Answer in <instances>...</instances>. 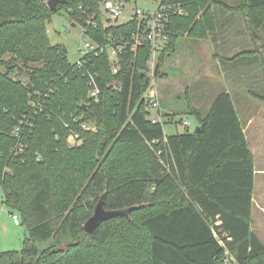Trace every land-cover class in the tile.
I'll return each mask as SVG.
<instances>
[{
    "label": "trees",
    "instance_id": "trees-1",
    "mask_svg": "<svg viewBox=\"0 0 264 264\" xmlns=\"http://www.w3.org/2000/svg\"><path fill=\"white\" fill-rule=\"evenodd\" d=\"M105 1L67 0L53 12L47 0H0V187L29 234L23 250H0V264H264V242L252 230L255 162L231 95L218 96L206 116L189 111L198 131L166 136L145 98L152 46L133 51L137 16L105 25ZM228 1L160 0L183 14L168 15L169 44L156 76L179 38L217 32L218 9L259 34L252 39L264 59V0ZM61 10L84 24L91 19L96 26L83 28L106 49L87 57L84 69L70 63L65 46L49 42L47 24ZM113 43H128L117 61L107 51ZM87 71L96 74L98 102L89 99ZM32 101L55 114L30 119ZM88 120L96 131L81 128ZM73 132L82 143L72 148ZM101 200L105 210L125 214L89 234L85 224Z\"/></svg>",
    "mask_w": 264,
    "mask_h": 264
},
{
    "label": "rangeland",
    "instance_id": "rangeland-1",
    "mask_svg": "<svg viewBox=\"0 0 264 264\" xmlns=\"http://www.w3.org/2000/svg\"><path fill=\"white\" fill-rule=\"evenodd\" d=\"M159 2L160 0L124 1L126 12L118 19V23L129 21L136 9L144 12H157ZM227 3L235 5V0H229ZM99 6L103 23L106 25L110 16L104 10V3ZM218 10L220 23H228L220 35L223 40L227 37L229 39L227 50L222 48L224 46L216 47L211 40H192L188 37H181L178 40L176 52L165 55L162 66L159 68L160 74L155 75L158 59L150 68L152 82L145 95L146 103L149 104L150 118L160 121L164 127V134H181L186 129L191 133L194 132L199 122L198 118L189 114V111L197 109L203 116H206L212 108L213 101L227 92L231 95L243 124L247 123L250 117H257L253 111L258 110L262 104L259 100L256 101L252 94L264 96V81L244 82L243 78L240 79V70L236 72V77L232 75V69L240 63L229 62L230 64L222 65V67L218 63L222 64V60L232 58L241 51L247 50V43L252 44L251 38L254 34L247 28L243 29L244 23L241 17L228 10ZM67 11L61 10L55 14L46 29L50 44L65 46L70 63L75 64L79 60L78 47L81 44L85 29L83 27L86 22L84 24L80 20L72 19ZM216 54L220 56L218 62H215ZM152 99L159 104L157 109L151 106ZM258 117L263 118L262 114H258ZM185 122L188 125H185ZM261 126L262 124L259 125V133H256L255 137L250 136L258 172L261 169L264 170L263 127ZM87 127L91 131L97 130L96 123L91 120H88ZM258 175L255 177L253 225L254 232L264 242V208H262L264 206V175ZM3 194V189L0 187V250L4 252L21 251L26 247L25 242L29 234L26 227L22 225L21 216L4 204ZM13 213L19 216L20 225L15 224L10 216ZM49 244V241H45L37 246L43 251Z\"/></svg>",
    "mask_w": 264,
    "mask_h": 264
},
{
    "label": "built area",
    "instance_id": "built-area-1",
    "mask_svg": "<svg viewBox=\"0 0 264 264\" xmlns=\"http://www.w3.org/2000/svg\"><path fill=\"white\" fill-rule=\"evenodd\" d=\"M104 10L109 14V19L116 22L118 19L126 12L125 9V3L121 0H107L104 2ZM157 12H144L141 9H136L133 16H137L140 20L139 29L138 32H136L132 36L131 42L133 43V51L137 50L139 47L150 44L152 46V52H151V61L149 63L150 68H152L156 62V59H158V55L163 52V49L169 44V30H168V15L173 12L176 14H183V10L178 7H173L169 5H162L158 6ZM132 16V17H133ZM132 19V18H131ZM90 20V21H89ZM86 24L88 26H96L91 19H88ZM94 24V25H93ZM88 29L85 28L83 32V36L80 41V45L78 47V54H79V61L77 63L78 67L80 69H84L86 66V58L89 56H97L99 54H102L106 51L105 48H102L98 46L97 44L93 43L90 38L87 35ZM128 43H113L111 45H108V52L112 59L115 61L118 60L117 56L118 54L122 53L123 50L126 49ZM113 73H118V66H113ZM87 74L89 76V85H90V93H89V99L94 100V102L99 101V95L101 93V90L98 88V83L96 79V74H93L91 71H87ZM151 106L155 109L159 107V104L152 99L150 101ZM31 112L29 113L30 119L33 116H36L38 114H41V112L48 111L52 115L55 113L52 112L44 102H36L33 101L30 104ZM27 116H24V119L26 120ZM20 121V125L15 129L14 134L16 137H19L21 133L20 127L24 123H28V121L25 122V120ZM71 120H73L75 123H80L81 118L76 117L72 114ZM154 124L160 123L158 119L152 120ZM185 125H188L187 122H185ZM66 128H70V124H65ZM81 128L83 130H88L89 127H87L86 124H82ZM68 143L73 148L74 146L80 145L82 143L80 136L78 133L70 134ZM12 219L14 220L15 224L20 225V218L16 214H10Z\"/></svg>",
    "mask_w": 264,
    "mask_h": 264
},
{
    "label": "crops",
    "instance_id": "crops-1",
    "mask_svg": "<svg viewBox=\"0 0 264 264\" xmlns=\"http://www.w3.org/2000/svg\"><path fill=\"white\" fill-rule=\"evenodd\" d=\"M239 17H241V16H239ZM219 21H220V19H219ZM221 22H222V19H221ZM242 23H244V28L243 29H246V28L248 29V25L244 21V19H243ZM219 24L220 25H219V29L217 30V32L215 34H213V35H210L208 40H211V42H213V44H215L216 47L224 46L222 48L224 50H227V48H228V40L229 39L227 37V39L223 40L222 38H220V35L224 31V29L228 25V23H226V24L225 23H219ZM251 33L254 34V38H257L258 35H259L257 32L255 33L254 31H252ZM258 45H259V43H258ZM247 48H248L247 50L241 51L240 53L236 54L232 58H228L226 60H222V64L220 62H218V57H220V56L216 54L215 62H218L221 65L220 67H222V65L225 66L226 64H230L229 62H231L232 64L233 63H235V64L236 63H240V64H238L237 66H235L232 69V75H233V77H236L237 76V75H235L236 72H239L238 70H240V72H241L240 79L243 78L244 82H255V83H257V81H264V59H263V56L259 52H257L258 51L257 50V43H255L254 40L252 39V44H248L247 43ZM252 95H253V97L255 98L256 101L259 100L261 102V104H262L261 107L258 108V110H254L253 111L257 117L252 116V117H250L248 119L247 123L243 124V122L241 121V118H240V116L238 114V111L237 110L236 111H237V114H238V116L240 118V121L242 123L243 131L245 132L246 139H247V142L249 144V147L251 148V151H252V154H253V157H254V162H255V155H254L253 148L251 147L250 136L255 137L256 133H259V131H258L259 125L262 124L261 127H263V129H262L263 132L262 133H263V144H264V100H262L260 98V97H264V96L263 95H259V94L258 95L252 94ZM234 105H235V103H234ZM235 108H236V106H235ZM258 114H262L263 118L260 119L258 117ZM166 136H169V135L166 134ZM254 143H255V141H254ZM258 174H260L261 176L264 175V170L261 169L259 172L256 171V162H255L254 178ZM260 175H258V176H260ZM255 184H256V178H255ZM255 190H256V186L254 185V192H253L254 195H253L252 209L255 206V202H254V200H255L254 196L256 194ZM262 208H264V206ZM263 211H264V209H263ZM253 212H254V209H253ZM253 212H252V221L254 222ZM252 230L254 232V225L252 226ZM255 235H256V233H255ZM261 241H263V240H261Z\"/></svg>",
    "mask_w": 264,
    "mask_h": 264
},
{
    "label": "water",
    "instance_id": "water-1",
    "mask_svg": "<svg viewBox=\"0 0 264 264\" xmlns=\"http://www.w3.org/2000/svg\"><path fill=\"white\" fill-rule=\"evenodd\" d=\"M66 3H67V0H50L48 2V6L50 10L54 12L58 10L59 5H64ZM143 75L145 76V73ZM198 130H199V126H197L196 131ZM124 214L125 212L123 210L121 211L105 210L104 202L103 200H101L99 204L96 206L93 216L85 224V229L87 230L89 234H93L101 222L115 218V217H120Z\"/></svg>",
    "mask_w": 264,
    "mask_h": 264
}]
</instances>
